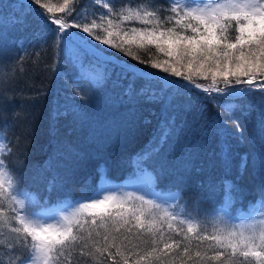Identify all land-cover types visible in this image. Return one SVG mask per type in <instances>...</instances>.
Wrapping results in <instances>:
<instances>
[{"label": "snow or ice", "instance_id": "snow-or-ice-1", "mask_svg": "<svg viewBox=\"0 0 264 264\" xmlns=\"http://www.w3.org/2000/svg\"><path fill=\"white\" fill-rule=\"evenodd\" d=\"M111 3L92 19L81 12L83 0H11L7 7L14 27L32 28L35 44L50 43L57 53L53 71L63 87L49 113L53 155L79 163L87 148L77 151L74 135L98 140V130L107 127L134 138L155 120L151 147L135 161L147 190L110 186L84 202L65 204L37 199L23 186L21 162L13 159L5 133L0 233L12 236L6 248L18 255L14 264H264V190L259 201L244 204L240 185L249 166L264 170V102L258 110L259 152L239 155L227 142L224 119L250 111L246 98L264 93V0ZM97 45L127 59H107L110 53ZM2 56L0 49V67L11 68ZM61 66L69 70L60 72ZM0 76V82L11 78L7 72ZM81 82L90 85L87 94ZM196 90L201 97H193ZM93 93L95 112L87 107ZM208 105L216 116L197 125ZM233 125L241 145L253 143L237 121ZM165 176L174 177L176 190L189 177L202 189L222 188V205L201 209L198 197L196 212L186 211L187 201L181 204L176 195L153 194L160 186L153 181Z\"/></svg>", "mask_w": 264, "mask_h": 264}, {"label": "trees", "instance_id": "trees-1", "mask_svg": "<svg viewBox=\"0 0 264 264\" xmlns=\"http://www.w3.org/2000/svg\"><path fill=\"white\" fill-rule=\"evenodd\" d=\"M60 2V0H55ZM11 0H4L0 5L3 9L0 14V49L3 50V60L11 65V68L0 67V72H7L11 78L6 82H0V136L5 133L14 145L13 159H19L20 174L23 186L34 192L37 199H48L50 203H76L84 202L88 195L96 190L102 173L119 182L122 186L124 178L136 170V158L139 153L151 147L153 124L144 126L134 138H126L118 131L107 127L98 130V140H88L84 135H74L73 141L77 151L87 148L86 159L77 163L71 158L57 157L51 143L49 132L50 108L58 88H62V82L54 75L56 51L50 43L48 45L35 44L32 28L14 27L10 21L11 9L7 7ZM80 0H78V3ZM109 0H83L84 8L81 12L92 19L93 13L99 16L104 9L102 5ZM127 0H112L110 6L120 7ZM163 4L165 0H158ZM134 6V5H133ZM30 43L34 47H28ZM109 53H115L121 58L120 53L98 45ZM26 49V51L22 50ZM20 57H24L22 63H16ZM153 58H156L153 55ZM159 58L163 59L162 56ZM113 59V58H107ZM142 59H148V55H142ZM128 62H133L129 60ZM23 69V71H21ZM68 67L61 66L60 72H67ZM0 81L5 77L0 76ZM80 88L87 94L90 85L81 82ZM193 97H201L198 90L192 93ZM264 102V93L256 92L246 98V103L252 105L249 111L236 110L231 118L225 116L230 135L227 142L239 155L247 150L259 152V128L258 110ZM97 95L93 93L87 101L89 111H97ZM216 109L208 105V111L204 119L196 122L204 125L214 116ZM145 115H148L145 110ZM104 114L101 113V116ZM191 114L187 119L191 120ZM237 121L242 130L243 137L253 141L241 145L238 140L233 121ZM195 126V125H194ZM160 190L173 191L180 198V203L187 201L186 211L195 213L197 210L196 199H200L199 208L211 211L213 207H219L223 201V190L200 188L199 183L189 177L176 190L174 177H161ZM242 195L247 197L244 204L259 201L261 190H264V170L259 167L247 168L241 178ZM51 187V190H49ZM124 191H130L122 186ZM134 191V190H133ZM237 212L241 210L240 201H236ZM12 240L9 232L0 233V259L14 261L18 255L8 252L6 245ZM81 264H89L82 261ZM95 264V262H91ZM104 264H108L107 261Z\"/></svg>", "mask_w": 264, "mask_h": 264}, {"label": "rangeland", "instance_id": "rangeland-1", "mask_svg": "<svg viewBox=\"0 0 264 264\" xmlns=\"http://www.w3.org/2000/svg\"><path fill=\"white\" fill-rule=\"evenodd\" d=\"M52 2L53 3H59V2H57L55 0H52ZM110 55H116V54L115 53H110L106 58H109V57L110 58H113V59L115 58V57H112ZM116 56H118V55H116ZM122 59H124V58H122ZM122 184H123L122 186H124L126 189H128L130 191H133V190L134 191H137L138 189L147 190L146 186L143 185L141 182H139L138 176L136 174V170L133 171V172H131L129 175H127L124 178ZM153 184L155 185V180L153 181ZM110 186L111 187H122L119 184L118 181L110 178L105 173H102L96 190L94 191V193L88 195L87 197H90V196L96 194L98 190H102V189H105V188L110 187ZM25 189H27V188H25ZM154 190H155L156 193H153V194H155V195H160V196H172V195H176L173 191H163V190H160L157 187H155ZM32 193L34 194V192H32ZM100 194L103 195L104 193L101 192Z\"/></svg>", "mask_w": 264, "mask_h": 264}, {"label": "water", "instance_id": "water-1", "mask_svg": "<svg viewBox=\"0 0 264 264\" xmlns=\"http://www.w3.org/2000/svg\"><path fill=\"white\" fill-rule=\"evenodd\" d=\"M98 46V45H97ZM98 47H100V46H98ZM101 48V47H100ZM101 49H103V48H101ZM104 50V49H103ZM110 56H112V57H117L116 55H110ZM122 59V58H121ZM123 60V59H122ZM129 63H133V62H129Z\"/></svg>", "mask_w": 264, "mask_h": 264}]
</instances>
